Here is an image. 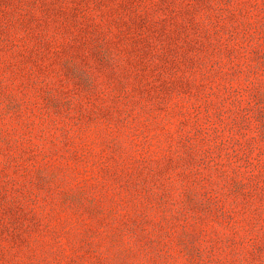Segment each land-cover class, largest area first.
Here are the masks:
<instances>
[{"label": "rangeland", "instance_id": "rangeland-1", "mask_svg": "<svg viewBox=\"0 0 264 264\" xmlns=\"http://www.w3.org/2000/svg\"><path fill=\"white\" fill-rule=\"evenodd\" d=\"M0 264H264V0H0Z\"/></svg>", "mask_w": 264, "mask_h": 264}]
</instances>
